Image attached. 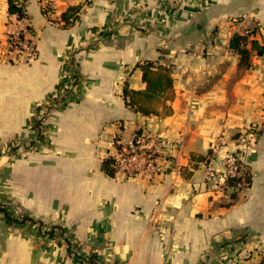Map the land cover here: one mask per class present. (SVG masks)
Instances as JSON below:
<instances>
[{
    "label": "crops",
    "instance_id": "crops-1",
    "mask_svg": "<svg viewBox=\"0 0 264 264\" xmlns=\"http://www.w3.org/2000/svg\"><path fill=\"white\" fill-rule=\"evenodd\" d=\"M13 1L26 9L38 56L14 65L1 59L6 34L26 24L11 23L10 0H0V120L20 122L13 132L26 134L25 122L45 118L40 142L6 174L0 166V206L43 224L8 222L0 211V264L262 261L264 54L240 67L230 40L246 34L264 45V0H55L57 18L80 6L68 27L44 15L42 0ZM144 60L173 67L170 115L125 102L126 80L146 87L135 67ZM119 122L183 138L179 151L164 147L169 160L154 182L103 169ZM252 127L257 138L244 144L239 137ZM220 140L214 168L222 174L227 152L236 153L248 186L207 178L203 163L193 167L192 155ZM54 226L60 233H50Z\"/></svg>",
    "mask_w": 264,
    "mask_h": 264
},
{
    "label": "built area",
    "instance_id": "built-area-1",
    "mask_svg": "<svg viewBox=\"0 0 264 264\" xmlns=\"http://www.w3.org/2000/svg\"><path fill=\"white\" fill-rule=\"evenodd\" d=\"M13 13L10 12L9 21L15 24H26L19 31L8 32L1 46V59L10 64L26 63L34 60L38 56V48L34 39L30 37L31 29L28 22V14L21 3H17ZM42 11L50 20H54L57 13L55 0H42ZM14 18V20H12ZM59 20V18H57ZM120 129L112 137L114 153L111 158V167L115 173H123L128 177H145L154 182L161 177L166 169L169 160L168 154L164 151L165 146L177 148L178 151L183 147V138L170 140L159 132L149 130H129L124 122L118 123ZM258 129L250 128L239 140L248 144L257 138ZM224 142L220 140L215 143L210 151V156L204 161L206 174L209 178H218V172L213 166V160L217 150ZM248 170L239 156L233 152H227L224 158V173L221 180L227 185L228 178L239 179L238 186L244 188L250 184L247 179ZM257 264H264V259Z\"/></svg>",
    "mask_w": 264,
    "mask_h": 264
},
{
    "label": "trees",
    "instance_id": "trees-1",
    "mask_svg": "<svg viewBox=\"0 0 264 264\" xmlns=\"http://www.w3.org/2000/svg\"><path fill=\"white\" fill-rule=\"evenodd\" d=\"M10 12H14L17 7L15 1L10 0ZM21 10V9H20ZM80 6H70L62 14V27H68L73 24L79 17ZM250 45V46H248ZM230 48L239 54V66L249 68L251 66V55L264 54V45L260 44L255 39H250L246 34L235 33L230 40ZM142 72V80L146 83L145 89L137 90L130 87L129 81L126 80L123 86V96L126 104L134 111L150 115H170L173 112L170 102L174 98V77L172 74V65L161 64L153 60H144L136 64ZM210 151L206 155H192V160L195 162L193 167L197 168L199 163L207 160ZM103 169L109 175H114L111 167V158L107 157L103 162ZM185 176H190L191 171L184 168L182 170ZM250 180V175L247 176ZM239 179L228 178L227 182L230 186L238 187ZM0 211L4 213L8 222L20 224L26 221L43 224L40 220H35L32 217L24 216L17 218L13 216L6 207L0 206Z\"/></svg>",
    "mask_w": 264,
    "mask_h": 264
},
{
    "label": "rangeland",
    "instance_id": "rangeland-1",
    "mask_svg": "<svg viewBox=\"0 0 264 264\" xmlns=\"http://www.w3.org/2000/svg\"><path fill=\"white\" fill-rule=\"evenodd\" d=\"M52 21L56 22V23H58V22L61 23L63 20H62V17H60L59 20L57 18H55ZM5 64L9 65V63H5ZM2 93H3V89L0 86V102L2 99V97H1ZM0 107H1V105H0ZM44 118H45L44 116H41L40 118H37L35 120H30L28 122H25V124H23V125H24V131L27 132L26 134L24 132H22V133L13 132L14 129L16 128L17 123L19 125L20 122H10V121L0 120V166L2 168L1 171L4 174L7 173L8 167L9 168L15 167L18 154H22L23 150L32 149L31 147H33L35 145V143L40 142V139L43 136L42 135L43 134L42 124H43ZM22 123H24V122H22ZM209 156H210V154H209ZM202 163L204 164V162H202ZM223 167H224V159H223ZM11 170H13V169H11ZM1 171H0V177H1ZM217 172H218V178L217 179L219 181H221V176L224 173V169H223L222 174H219L218 170H217ZM248 175H249V171H248ZM206 177L209 178L207 176V174H206ZM55 227L56 226L50 228V230H52V231H50V233H53V231L55 230ZM56 229H58V231L60 233L61 229L59 227H56ZM67 250L69 253L74 251L71 247H68ZM76 256H77V254H76Z\"/></svg>",
    "mask_w": 264,
    "mask_h": 264
}]
</instances>
